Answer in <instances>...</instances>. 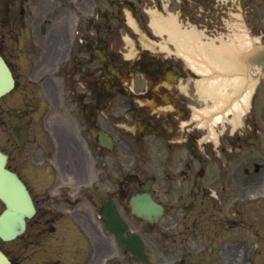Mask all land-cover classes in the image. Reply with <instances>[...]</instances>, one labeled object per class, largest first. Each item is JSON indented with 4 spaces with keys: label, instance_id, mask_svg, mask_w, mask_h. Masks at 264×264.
<instances>
[{
    "label": "flooded vegetation",
    "instance_id": "obj_1",
    "mask_svg": "<svg viewBox=\"0 0 264 264\" xmlns=\"http://www.w3.org/2000/svg\"><path fill=\"white\" fill-rule=\"evenodd\" d=\"M93 1L99 5L95 18H85L92 0H77L63 16L66 19L67 15H71L72 19L81 23L80 31H37V40L43 48L38 51V65L28 70L23 68V88L36 85L29 83L31 79H40V87L48 99H53L56 107L60 99H68V119L79 126L78 129L63 128L59 118L55 120V125L51 124L53 138L58 145L49 153L50 160L42 156L39 159L46 160L43 167L53 171L49 179H41L35 171L39 169L31 167L27 158L23 159V179L36 207L34 217L27 223V233L23 235V264H88L86 253L65 255V245L58 242V230L67 216L96 229L97 223L93 219H98L103 204L102 193L96 190L102 185L95 187V191L77 189V182H86L92 177L89 175L92 165L89 149H99L101 167L112 158L117 162H131L124 157L126 145L123 139L117 141L115 155L109 158L107 147L101 142L102 131L111 136L129 133L142 141L149 136V148L154 147L158 152L176 149L177 146L192 153L200 149L197 142L201 132L193 117V109L201 101L179 86L181 82L190 87L195 80L190 75L198 78V74L178 67L159 50L141 45L138 33L132 31L127 21L125 6L131 9L138 22L148 19V10L145 8L142 11V5L149 6L151 1L155 5L150 7L159 9L156 5L162 8L163 3L174 5L191 21L213 24L216 21L213 0ZM59 3L60 0L52 3L48 0H23V17L29 18L36 8L56 7ZM61 3L67 5L68 2ZM210 5L211 13L204 12L203 9ZM37 19L34 17L35 21ZM46 34L47 37L44 36ZM76 34L79 40L75 45ZM60 40L62 46L55 52ZM35 55L31 51L23 52V59L33 60ZM119 95H124L125 99H116ZM25 99L43 98L32 94ZM123 106L130 107L126 115L121 114ZM171 137H180L175 141L179 144L172 143ZM43 150V145L37 144L31 149V154L37 156L36 153ZM192 166L193 160L188 164L189 168ZM10 167L19 171L17 165ZM230 171H224L227 176L226 183L222 185L223 189L226 187L234 191L233 181L237 178L236 175L231 176L233 172ZM66 180L72 181V185L66 186ZM196 184L194 181L193 189ZM127 185L129 183H122L119 187L121 197L130 193L132 187ZM49 239L54 240L50 248L53 260L49 262L38 257L32 260L29 246L36 244L32 252L45 251L50 244ZM90 264H101L99 245H96V258Z\"/></svg>",
    "mask_w": 264,
    "mask_h": 264
},
{
    "label": "rangeland",
    "instance_id": "obj_2",
    "mask_svg": "<svg viewBox=\"0 0 264 264\" xmlns=\"http://www.w3.org/2000/svg\"><path fill=\"white\" fill-rule=\"evenodd\" d=\"M8 3L11 4L10 18L7 17L6 11ZM219 3L221 29L228 30L231 25H243L245 28L246 25L251 36L257 34L260 37V43L264 44V35L261 33H264V0H219ZM22 8L23 0H0V41H2V33H6L4 36H6L7 45L16 56V58L12 56L9 58L19 66H14L16 72L21 68L18 85L0 98V149L7 152L10 163L12 165L18 164L19 170L23 172V147L16 148L14 146L8 134L9 125L15 122H26L31 137L36 139L35 142H33L34 139L29 141L28 145L31 143L46 145L41 140L43 131L49 134L53 128H50V121H46V124L42 123L44 117L40 114L46 109L48 102L39 99L40 105L30 108L31 103L27 99H23ZM170 11L176 13L171 9ZM17 38L19 39L18 43L16 42ZM258 82L252 100L253 108L250 115H247L248 118H251V126L248 128L246 139L243 142L246 146L243 147V143L240 141L239 144L241 143L242 148L236 150L234 157V164L236 168H240L241 174L239 170L233 167L230 171L233 172L230 173L231 176L236 175L237 179H235L234 184L237 186L238 192L236 191L237 198L234 201H229V209L227 205H224L218 213L212 195L198 196V198H188L183 195V199L177 201L174 191L166 195L159 192L167 186V183L157 176L161 166L165 165L158 162L156 152L147 149L146 146L140 145L138 147L137 151H141L142 155V160L139 162V170L142 173H139L140 180L149 175L155 176L156 180L159 181L152 187V190L159 193V200L169 207L160 220L153 225L137 219L128 210L123 212L133 227L145 237L150 259L144 264H179V261H182L181 264H249L247 253L251 251L256 242L258 245L252 258L253 264H264V200L246 204L239 199L241 195L264 192V84L262 81ZM119 99H125V97L120 96ZM258 99H261V110L258 107ZM74 124L75 121L72 120L73 129ZM135 144L139 143L135 142ZM39 157L35 156L36 159ZM218 158L228 159L227 156L222 155H219ZM249 159L252 163H259L260 168L258 171L250 172V177L246 178L242 176V170L244 167H248L247 160ZM166 161L169 162L167 169L171 173V177L168 179V187L171 183L173 187L179 188L183 170L177 171L178 166L175 165L177 158H167ZM199 165L204 169L203 175L197 172L198 179H201L202 188L209 189L210 194L216 190L218 193L227 196L222 191V182L216 184L213 178L216 172L213 163L207 161L205 164L203 162L198 163V167ZM104 168L108 169L107 174L113 173L108 165ZM248 169L252 170L253 165L249 166ZM125 170L123 167L122 171H115L111 178L121 179ZM117 172L123 173L119 176L116 175ZM183 185L186 187L188 183L185 184L183 181ZM179 203H191V209L187 211V216L182 213L184 209L179 207ZM1 207L2 205L0 209ZM229 215L231 220L225 224L224 219ZM217 217L220 218L218 222ZM62 241L63 238L58 239V242L62 243ZM0 246L13 257L16 264H20L23 251L21 254L19 252L23 248V238L14 241H2L0 239ZM107 246L109 249H118L108 239ZM49 249L45 250L44 253H50ZM103 253L101 252V256ZM122 256L126 258L125 253L120 255V257Z\"/></svg>",
    "mask_w": 264,
    "mask_h": 264
},
{
    "label": "bare ground",
    "instance_id": "obj_3",
    "mask_svg": "<svg viewBox=\"0 0 264 264\" xmlns=\"http://www.w3.org/2000/svg\"><path fill=\"white\" fill-rule=\"evenodd\" d=\"M167 24L172 36L181 38V41L196 40L194 31L176 29L179 27L174 19H168ZM157 25H162V22ZM244 34L243 29L232 32L231 42L221 39L219 44L213 38L203 40L198 36L197 39L200 41L197 54L201 64H196L194 68L202 76L197 80V89L200 97L211 105L200 113L195 112V115L198 116L197 122L208 128V136L213 139L217 134L216 124L224 125L229 121L232 128L239 126L261 74L260 67L253 68L244 59L247 52L257 48L255 40H245Z\"/></svg>",
    "mask_w": 264,
    "mask_h": 264
},
{
    "label": "water",
    "instance_id": "obj_4",
    "mask_svg": "<svg viewBox=\"0 0 264 264\" xmlns=\"http://www.w3.org/2000/svg\"><path fill=\"white\" fill-rule=\"evenodd\" d=\"M256 49L247 59L257 63L264 70V47L257 46ZM12 85L11 72L0 56V95ZM10 134L18 145L23 144L25 131L22 125H11ZM5 162L6 155L0 152V198L6 204V209L0 214V236L8 239L23 230L24 215L31 213L32 204L23 182L14 172L5 167ZM132 204L135 212L143 214L148 219H152L153 216L156 217L161 212V207L156 205L146 193L134 196ZM106 220L124 247L129 246L135 256L145 258L138 235L135 233L130 234L128 237L123 235L121 230L125 229L126 224L113 208L110 213L106 214ZM0 264H9L8 259L1 251ZM121 264L128 263L121 262Z\"/></svg>",
    "mask_w": 264,
    "mask_h": 264
}]
</instances>
